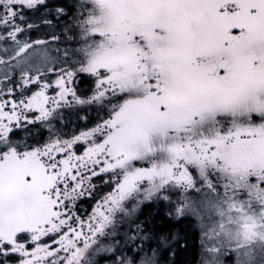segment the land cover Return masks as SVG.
<instances>
[{
	"label": "snow or ice",
	"instance_id": "6c2138e0",
	"mask_svg": "<svg viewBox=\"0 0 264 264\" xmlns=\"http://www.w3.org/2000/svg\"><path fill=\"white\" fill-rule=\"evenodd\" d=\"M0 264H264V0H0Z\"/></svg>",
	"mask_w": 264,
	"mask_h": 264
},
{
	"label": "flooded vegetation",
	"instance_id": "af4514ba",
	"mask_svg": "<svg viewBox=\"0 0 264 264\" xmlns=\"http://www.w3.org/2000/svg\"><path fill=\"white\" fill-rule=\"evenodd\" d=\"M83 87V85H81ZM92 116L94 117L95 116V112L92 113Z\"/></svg>",
	"mask_w": 264,
	"mask_h": 264
}]
</instances>
